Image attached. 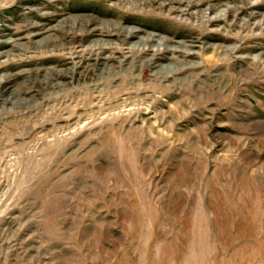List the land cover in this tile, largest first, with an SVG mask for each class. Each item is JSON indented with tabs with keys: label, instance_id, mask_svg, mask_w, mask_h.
<instances>
[{
	"label": "rangeland",
	"instance_id": "374dc122",
	"mask_svg": "<svg viewBox=\"0 0 264 264\" xmlns=\"http://www.w3.org/2000/svg\"><path fill=\"white\" fill-rule=\"evenodd\" d=\"M0 264H264V0H0Z\"/></svg>",
	"mask_w": 264,
	"mask_h": 264
}]
</instances>
